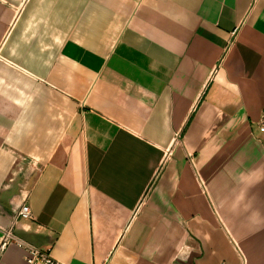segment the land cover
Returning <instances> with one entry per match:
<instances>
[{
  "label": "crops",
  "instance_id": "obj_1",
  "mask_svg": "<svg viewBox=\"0 0 264 264\" xmlns=\"http://www.w3.org/2000/svg\"><path fill=\"white\" fill-rule=\"evenodd\" d=\"M263 112L264 0H0V231L65 264H264Z\"/></svg>",
  "mask_w": 264,
  "mask_h": 264
},
{
  "label": "built area",
  "instance_id": "obj_2",
  "mask_svg": "<svg viewBox=\"0 0 264 264\" xmlns=\"http://www.w3.org/2000/svg\"><path fill=\"white\" fill-rule=\"evenodd\" d=\"M259 130L264 133V112L261 115V119L258 124ZM33 214L27 199L23 200L21 205L15 212V220L31 221ZM16 222H13L9 227L2 228L0 231V252L4 251L10 245H17L25 252L26 264H65L55 259L48 250L35 247L21 239H19L15 233Z\"/></svg>",
  "mask_w": 264,
  "mask_h": 264
}]
</instances>
